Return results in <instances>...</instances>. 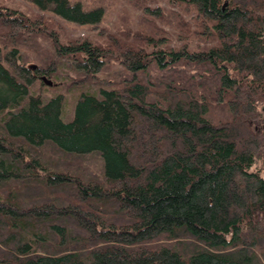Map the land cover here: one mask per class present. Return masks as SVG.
Returning <instances> with one entry per match:
<instances>
[{
    "label": "trees",
    "instance_id": "16d2710c",
    "mask_svg": "<svg viewBox=\"0 0 264 264\" xmlns=\"http://www.w3.org/2000/svg\"><path fill=\"white\" fill-rule=\"evenodd\" d=\"M31 1L82 25L104 15ZM172 1L196 11L198 39L62 42L43 15L0 10L12 44L0 57V264H264V0ZM61 59L91 76L122 66L113 87L81 94L70 121L63 95L30 92ZM93 154L101 169L84 177L58 157Z\"/></svg>",
    "mask_w": 264,
    "mask_h": 264
},
{
    "label": "rangeland",
    "instance_id": "374dc122",
    "mask_svg": "<svg viewBox=\"0 0 264 264\" xmlns=\"http://www.w3.org/2000/svg\"><path fill=\"white\" fill-rule=\"evenodd\" d=\"M71 4L80 3L84 10L103 8L104 15L102 20L96 26L87 24H78L56 16L51 11H40L31 0H0V10L15 9L28 15L41 14L46 22L50 25V29L54 31L62 42L72 40H82L90 38L94 40L102 39V32L110 33L114 38L126 40L128 44L144 45L145 40H134L132 35H126L133 32H143L147 36H155L156 38H167L169 42L173 41L176 45L199 38L201 28L198 26V20L194 17L196 11L193 9H185L183 5L176 4L172 0H69ZM151 7L153 9L160 8L163 11L161 17H150L145 13L143 7ZM179 22L183 23L180 28ZM39 44L51 52V42L48 37H38ZM167 41V40H166ZM7 40H0V57L7 53L11 48ZM19 51L26 57V65H37L39 62L35 59L36 53L33 48L20 46ZM21 58V63L25 64ZM7 64V63H5ZM122 66L117 61H109L105 64L102 71L95 76L81 71L71 59H61L57 65L54 76L48 78L37 79L30 86L32 94H39L44 100H48L55 95H63V118L70 121L73 117L74 106L85 92L96 93L102 87H113L120 79L119 71ZM264 130V128H263ZM46 158L54 159L56 154H51V150L47 153L44 151ZM52 155V156H51ZM65 163L80 161L81 166L77 169V173L82 177L87 173L97 174L101 169L100 158L93 154L82 158L62 157ZM256 167L262 169L264 174V149L259 150L257 156ZM62 192L63 190H59Z\"/></svg>",
    "mask_w": 264,
    "mask_h": 264
},
{
    "label": "water",
    "instance_id": "95a60500",
    "mask_svg": "<svg viewBox=\"0 0 264 264\" xmlns=\"http://www.w3.org/2000/svg\"><path fill=\"white\" fill-rule=\"evenodd\" d=\"M36 67H37V65H35V64L32 65V68H33V69H35Z\"/></svg>",
    "mask_w": 264,
    "mask_h": 264
}]
</instances>
